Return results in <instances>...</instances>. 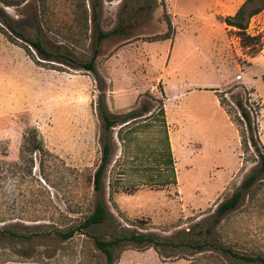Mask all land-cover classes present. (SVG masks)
<instances>
[{
  "label": "rangeland",
  "instance_id": "374dc122",
  "mask_svg": "<svg viewBox=\"0 0 264 264\" xmlns=\"http://www.w3.org/2000/svg\"><path fill=\"white\" fill-rule=\"evenodd\" d=\"M122 1L101 0L103 31L116 25ZM156 1L150 12L134 13L137 26L130 37L103 40L95 68L112 116L138 110L143 103L156 113L163 103L174 179L160 153L165 145L158 126L130 131L118 125L105 195L118 225L178 241L179 231L189 230L192 238L210 228L216 206L259 166L251 147L242 150L216 91L232 85L253 91L249 106L252 112L256 103L262 107L257 139L264 150V11L251 18L246 31L260 36L252 57L235 30L219 19L232 15L244 0H163L165 11ZM3 9L53 57L41 59L21 40L9 41L0 32V264H102L87 235L76 232L69 240L46 236L78 227L93 209L90 178L101 157L100 92L92 73L79 63L90 60L96 31L90 21L76 17L73 0H50L38 26L33 3ZM164 13L172 31L170 39L159 41L167 31ZM238 92L226 95L234 111L232 95ZM28 129L36 130L43 156L22 150ZM151 178L167 184H146ZM6 231L34 236L12 239ZM206 239L250 257L264 256V172ZM113 253L116 264H256L214 248L195 252L185 245H126Z\"/></svg>",
  "mask_w": 264,
  "mask_h": 264
},
{
  "label": "trees",
  "instance_id": "16d2710c",
  "mask_svg": "<svg viewBox=\"0 0 264 264\" xmlns=\"http://www.w3.org/2000/svg\"><path fill=\"white\" fill-rule=\"evenodd\" d=\"M73 1V12L77 15L76 17L79 20H83L86 24L88 21H90L93 30L96 31L97 34L96 45L90 60L85 63H79V66L92 73L96 87L100 92L97 100V109L102 121V134L100 137L101 157L99 165L90 178L94 193L93 209L91 213L84 218L78 227L70 228L65 231L55 230L54 232L50 233V235L46 236L53 238L56 237L62 240H69L76 234V232L85 234L92 239L94 248L101 257L102 264H116V257L113 253V249L126 245L149 247L154 249L164 248L168 245H185L193 249L195 252H202L214 248L225 255H229L230 257L243 262L264 264V256L258 255L250 257L245 254L234 252L218 241L209 242L206 239L208 235H211V230L220 223L221 219L228 212L235 210L239 206L244 193L250 190L257 183L259 175L264 172V150L259 146L257 139L258 116L262 107L260 103H256L254 112L251 111L249 101L251 100L253 91L246 89L242 85H232L224 91H216V96L219 106L223 109L229 121L233 126H235L237 130L242 150L247 151L248 148L251 147L258 159L259 166L251 174L244 178L230 198L222 201L216 206L211 216L212 224L210 228L200 231L197 236L192 238L189 236V230L179 231L174 236V238H177L178 241H174L173 237H161L151 232L142 233L131 231L128 228L116 223V219L110 212L107 205V199L105 195L106 188L104 182L106 171L111 163V158L114 153L115 141L113 137V129L118 125L121 126L120 129L127 128L130 131L132 128L141 125L147 127L149 125H153L155 127L158 126V130L163 136L161 141L163 145H165L164 150H162L160 153L165 155V159L167 160L166 166L170 169V171H172V178H170V180L174 179V162L168 139L167 121L165 118L163 103H159V109L156 113H152L150 106L146 103H143L138 110L130 111L118 117L112 116L105 104L103 95L105 84L97 74L95 60L99 54V46L103 40L113 36H118L120 38L130 37L137 26V22L134 19V13L144 11L150 12L156 5L157 1L123 0L117 23L109 31H103L101 28V0ZM49 2L50 0H0V32L9 41L13 42V37L21 40L30 48H32L41 59L44 60H50L53 57L52 53L47 51L39 38H36L35 40L28 39L25 34L11 22L3 8L20 7L25 5L27 6L30 3H33L36 8L33 14V20L38 26L40 19L47 12V6ZM160 6L162 7L163 11H165L166 6L163 0L160 1ZM262 11H264V0H244L232 15L219 18L221 22L226 25V27H230L235 30V33L240 38L241 46L247 50L252 57H254L257 53L256 51L259 47L258 43L260 41V36L258 35L251 37L246 31L251 18ZM163 16L167 25V31L162 35H159V41L170 39V32L172 31L169 17L166 13H164ZM26 45H22V47L26 52H29V49ZM71 62L76 61L71 60ZM237 89H239V92L236 93V95H232L234 106L236 108L234 111V109L228 107V104L226 103V95L232 94ZM161 93L164 96L163 90H161ZM241 94H246L247 99L244 100L241 97ZM148 114L150 115L143 119V117ZM119 140L123 141L121 137ZM22 150L31 156L34 154L43 156L45 151L35 129H28L24 132L22 137ZM150 180L152 181L147 180L146 184H167V182L163 180H155L154 178H151ZM6 234L12 239L19 238L27 241L31 240L34 236L32 233H14L13 231H6Z\"/></svg>",
  "mask_w": 264,
  "mask_h": 264
},
{
  "label": "built area",
  "instance_id": "2783aa9c",
  "mask_svg": "<svg viewBox=\"0 0 264 264\" xmlns=\"http://www.w3.org/2000/svg\"><path fill=\"white\" fill-rule=\"evenodd\" d=\"M240 78V77H237V79Z\"/></svg>",
  "mask_w": 264,
  "mask_h": 264
},
{
  "label": "crops",
  "instance_id": "0c3cea01",
  "mask_svg": "<svg viewBox=\"0 0 264 264\" xmlns=\"http://www.w3.org/2000/svg\"><path fill=\"white\" fill-rule=\"evenodd\" d=\"M218 103V102H217Z\"/></svg>",
  "mask_w": 264,
  "mask_h": 264
}]
</instances>
